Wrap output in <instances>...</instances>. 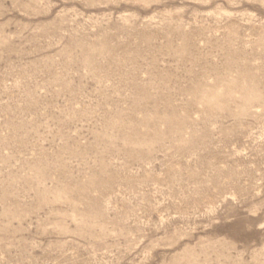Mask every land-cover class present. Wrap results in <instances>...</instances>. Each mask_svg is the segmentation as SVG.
<instances>
[{
    "label": "rangeland",
    "instance_id": "rangeland-1",
    "mask_svg": "<svg viewBox=\"0 0 264 264\" xmlns=\"http://www.w3.org/2000/svg\"><path fill=\"white\" fill-rule=\"evenodd\" d=\"M0 264H264V0H0Z\"/></svg>",
    "mask_w": 264,
    "mask_h": 264
}]
</instances>
